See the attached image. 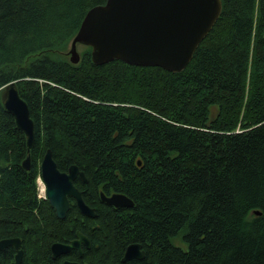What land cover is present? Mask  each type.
<instances>
[{"label": "trees", "instance_id": "16d2710c", "mask_svg": "<svg viewBox=\"0 0 264 264\" xmlns=\"http://www.w3.org/2000/svg\"><path fill=\"white\" fill-rule=\"evenodd\" d=\"M105 2L0 0V241H21V264H264V0H221L180 73L96 66L88 47L71 64L86 13ZM10 83L34 122L30 151L3 107ZM48 149L60 171L84 173L74 185L95 218L71 200L58 220L40 197ZM112 192L133 206L104 204ZM77 231L90 249L52 258ZM132 244L144 258L123 261Z\"/></svg>", "mask_w": 264, "mask_h": 264}, {"label": "water", "instance_id": "95a60500", "mask_svg": "<svg viewBox=\"0 0 264 264\" xmlns=\"http://www.w3.org/2000/svg\"><path fill=\"white\" fill-rule=\"evenodd\" d=\"M221 12V0H106L104 5L93 7L86 13L70 44L69 61L73 65L79 63L77 45H82L91 49V61L96 66L120 61L128 66L157 67L169 73H180L211 32ZM3 90V107L24 134L30 151L34 144V122L28 106L20 97L15 83L6 85ZM22 167L29 171V156ZM39 171L45 199L58 220L65 219L70 200L83 216L96 217L95 210L85 203L82 192L74 185L77 178L83 184L87 183L84 173L76 165H71L65 172L60 171L52 151L48 149L42 157ZM100 198L115 209L133 206L130 199L118 194H101ZM8 247L16 251L12 264H21V241L17 238L0 241V251ZM82 247L89 250L90 242L77 232L75 240L69 244H53L51 252L54 258L73 250L81 256ZM143 258L140 245L132 244L125 250L122 260ZM64 264L80 263L66 261Z\"/></svg>", "mask_w": 264, "mask_h": 264}, {"label": "rangeland", "instance_id": "374dc122", "mask_svg": "<svg viewBox=\"0 0 264 264\" xmlns=\"http://www.w3.org/2000/svg\"><path fill=\"white\" fill-rule=\"evenodd\" d=\"M84 47H85V46L77 45V52H78V54H79V57H80V52H81V50H82ZM4 91H5V90L2 91V95H1V96H2V99L4 98ZM38 184H39V189H40V192H41V193H40V192H39V193L42 194L41 196L43 197V195H44V191H43V190H44V186H43V184L41 183L40 180L38 181Z\"/></svg>", "mask_w": 264, "mask_h": 264}, {"label": "bare ground", "instance_id": "6f19581e", "mask_svg": "<svg viewBox=\"0 0 264 264\" xmlns=\"http://www.w3.org/2000/svg\"><path fill=\"white\" fill-rule=\"evenodd\" d=\"M27 146V145H26ZM74 165V164H73ZM88 182V181H87ZM84 185H87V183L86 184H84ZM83 194V193H82ZM101 194H103V193H100V196H101ZM112 194H118V195H122V196H125V197H127L125 194H123V193H116V192H112L111 193V195ZM104 195V194H103ZM104 196H106V195H104ZM128 198V197H127ZM101 199V198H100ZM129 199V198H128ZM52 255V254H51ZM52 258H54L53 257V255H52ZM55 259V258H54ZM67 260H63V262H62V264H64V262H66ZM12 264V263H11Z\"/></svg>", "mask_w": 264, "mask_h": 264}, {"label": "flooded vegetation", "instance_id": "af4514ba", "mask_svg": "<svg viewBox=\"0 0 264 264\" xmlns=\"http://www.w3.org/2000/svg\"><path fill=\"white\" fill-rule=\"evenodd\" d=\"M80 233H81V231H80ZM20 249H21V247H20ZM82 249H83V247H82Z\"/></svg>", "mask_w": 264, "mask_h": 264}]
</instances>
